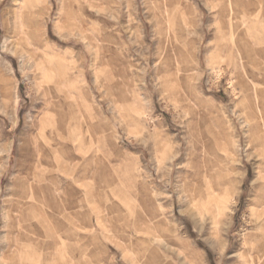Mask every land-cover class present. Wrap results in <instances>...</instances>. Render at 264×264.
Listing matches in <instances>:
<instances>
[{
	"label": "rangeland",
	"instance_id": "obj_1",
	"mask_svg": "<svg viewBox=\"0 0 264 264\" xmlns=\"http://www.w3.org/2000/svg\"><path fill=\"white\" fill-rule=\"evenodd\" d=\"M262 234L264 0H0V264H264Z\"/></svg>",
	"mask_w": 264,
	"mask_h": 264
},
{
	"label": "bare ground",
	"instance_id": "obj_2",
	"mask_svg": "<svg viewBox=\"0 0 264 264\" xmlns=\"http://www.w3.org/2000/svg\"><path fill=\"white\" fill-rule=\"evenodd\" d=\"M230 3L234 5V3H236V0H230ZM230 17V16H229ZM231 28V27H230ZM231 30V29H230ZM231 32V31H230ZM233 36V35H232ZM231 38V37H230ZM234 41V40H232ZM232 43V42H231ZM234 43V42H233ZM225 45V44H224ZM229 45V44H228ZM232 46L234 44H231ZM246 51V50H245ZM244 64V63H243ZM41 162L40 165L38 164V166L34 165V166H29L27 167L28 172L25 173V177L23 178L24 182H23V189L20 192V198L25 200V205H27L29 203L30 197L33 195L34 190H35V186L32 183V180H34V178L38 175L39 170H37L38 167H41L42 164L44 163L42 158L40 159ZM44 171V170H43ZM29 180H31V183H29ZM26 181H28V187L27 189L26 187ZM50 191V190H49ZM48 194V193H47ZM66 194V193H65ZM55 199V198H54ZM28 207V206H27ZM18 212V211H17ZM32 213V212H31ZM19 214V213H18ZM27 214V213H26ZM30 214V213H29ZM51 221V220H50ZM19 226V225H18ZM28 233H34L35 231L33 230V228L31 227V225H28L25 229ZM24 233L26 235V239L27 240H31L32 238L29 237L28 233ZM251 242V241H250ZM258 245V247H260V249L263 251L262 253L264 254V235L262 234V236L257 240V243L254 244V246ZM35 252V251H34ZM257 252V251H256ZM253 253V257L250 258V260L254 263H259L260 261L263 260V255H259L257 253ZM30 253V252H29ZM242 256V255H241ZM244 260V259H243ZM11 264V261H10ZM14 264V263H13Z\"/></svg>",
	"mask_w": 264,
	"mask_h": 264
}]
</instances>
